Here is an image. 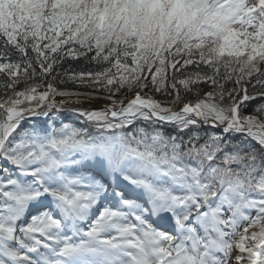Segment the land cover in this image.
<instances>
[{"label": "snow or ice", "instance_id": "1", "mask_svg": "<svg viewBox=\"0 0 264 264\" xmlns=\"http://www.w3.org/2000/svg\"><path fill=\"white\" fill-rule=\"evenodd\" d=\"M0 264H264V0H0Z\"/></svg>", "mask_w": 264, "mask_h": 264}, {"label": "trees", "instance_id": "2", "mask_svg": "<svg viewBox=\"0 0 264 264\" xmlns=\"http://www.w3.org/2000/svg\"><path fill=\"white\" fill-rule=\"evenodd\" d=\"M85 67L94 68L95 65H88V63L86 61H83V60H81L79 62L72 61V60H66L63 62V68L64 69H83ZM58 70H60V69H58ZM231 86H232L231 84L228 85V87H231ZM59 87L74 88L75 86L72 84H67V85H59ZM199 87L204 88L205 90H209L206 85H200ZM157 96H162V95L158 94ZM101 101H103V100H101Z\"/></svg>", "mask_w": 264, "mask_h": 264}, {"label": "rangeland", "instance_id": "3", "mask_svg": "<svg viewBox=\"0 0 264 264\" xmlns=\"http://www.w3.org/2000/svg\"><path fill=\"white\" fill-rule=\"evenodd\" d=\"M155 98L158 99V100H164L165 99V97H163V96H157V95H156ZM57 99H59V97H57ZM102 102H106V101L94 102L91 106L93 108H100L99 106L101 105ZM88 106H89L88 104L83 105V107H88Z\"/></svg>", "mask_w": 264, "mask_h": 264}, {"label": "water", "instance_id": "4", "mask_svg": "<svg viewBox=\"0 0 264 264\" xmlns=\"http://www.w3.org/2000/svg\"><path fill=\"white\" fill-rule=\"evenodd\" d=\"M103 105H104V104H101L99 107L101 108V107H103ZM88 107H89V106H88ZM91 107H92V106H91Z\"/></svg>", "mask_w": 264, "mask_h": 264}, {"label": "bare ground", "instance_id": "5", "mask_svg": "<svg viewBox=\"0 0 264 264\" xmlns=\"http://www.w3.org/2000/svg\"><path fill=\"white\" fill-rule=\"evenodd\" d=\"M106 102H102L101 104H105Z\"/></svg>", "mask_w": 264, "mask_h": 264}]
</instances>
